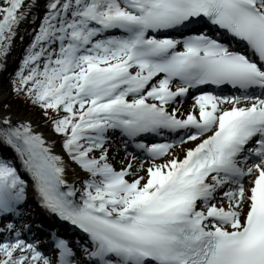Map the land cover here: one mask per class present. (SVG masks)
<instances>
[{
  "label": "snow or ice",
  "instance_id": "1",
  "mask_svg": "<svg viewBox=\"0 0 264 264\" xmlns=\"http://www.w3.org/2000/svg\"><path fill=\"white\" fill-rule=\"evenodd\" d=\"M47 8L14 91L44 110L87 177L70 184L63 158L29 122L0 116V139L43 207L89 243L55 237L48 256L17 231L0 240V264H264V0H49ZM28 15L24 0H0V56ZM209 85L240 95L202 90ZM190 89L199 94L182 112ZM109 130L161 142L136 144L146 168L117 170ZM26 188L0 160V217L19 214Z\"/></svg>",
  "mask_w": 264,
  "mask_h": 264
},
{
  "label": "trees",
  "instance_id": "2",
  "mask_svg": "<svg viewBox=\"0 0 264 264\" xmlns=\"http://www.w3.org/2000/svg\"><path fill=\"white\" fill-rule=\"evenodd\" d=\"M48 3L49 0H40L37 13L32 14L28 20L27 26L21 29L20 37H22V42L25 43V45L21 51L20 58L16 61V66L11 68L6 73V89H8V95L5 97V99L1 102L0 105L1 108L5 111L21 114L25 117L33 116L35 118H38V122H40V124L46 123L48 126V130H51L54 135H57V137L63 138L62 134H58L54 131L51 122L49 121L48 117L44 114V110L39 106L31 103L27 96H25L23 93L17 94L16 91H14L13 83V81L16 79V73L21 66V62L23 61L26 55V49H28L29 40L32 35V32H34V28H36L37 23L43 19V16L48 11ZM49 114L51 115V111L49 112Z\"/></svg>",
  "mask_w": 264,
  "mask_h": 264
},
{
  "label": "rangeland",
  "instance_id": "3",
  "mask_svg": "<svg viewBox=\"0 0 264 264\" xmlns=\"http://www.w3.org/2000/svg\"><path fill=\"white\" fill-rule=\"evenodd\" d=\"M36 2H37V0H35V4H36ZM32 10H34L35 11V5L31 8V10H30V12H29V15L27 16V17H29L30 16V14L32 13ZM33 11V12H34ZM27 19V18H26ZM26 21V20H25ZM25 21H23L22 23L24 24V22ZM21 26H19L18 27V32H19V28H20ZM18 38V37H17ZM17 38H16V40H17ZM18 42V40L16 41V43ZM14 50H12L10 53H9V55H8V58H7V65L6 66H11V61H12V55H10L12 52H13ZM14 53V52H13ZM1 63H3V60H1V58H0V68H3V65H4V63L3 64H1ZM4 72H3V74H1L0 73V92H1V94H0V100H2L5 96H6V94H7V92H6V90H5V88H4ZM26 118H24V120H25ZM26 121H29V123L30 124H33V126H35L36 124H35V122H33V120L31 119V118H27L26 119ZM38 128L39 127H36L35 129H37L38 130ZM40 130L39 131H42V132H45L44 131V128H39ZM45 136H51V135H49V133H46L45 132ZM51 139H52V141H53V147L54 148H60V145L58 144V141L56 140V139H54L52 136H51ZM112 162L113 163H115L116 164V166H117V168H120V166H124V164H125V161L124 160H121L120 158H119V160H118V158H116V159H112ZM75 166V165H74ZM74 168V170L77 172V176H76V178L77 179H81V177H83V176H85V173L82 171V169L79 167V165H77V167L75 166V167H73ZM144 175V174H143ZM131 176H129V178H130ZM131 178H133V177H131ZM83 179V178H82Z\"/></svg>",
  "mask_w": 264,
  "mask_h": 264
},
{
  "label": "bare ground",
  "instance_id": "4",
  "mask_svg": "<svg viewBox=\"0 0 264 264\" xmlns=\"http://www.w3.org/2000/svg\"><path fill=\"white\" fill-rule=\"evenodd\" d=\"M30 6H31V4L28 5V7H27L29 10L31 9ZM15 40H16V36L14 37V39H13V41H12V43H11V45H10L8 51H7V53H6L5 55L1 56L0 58H2V59H4V60H6V59L8 58L7 56H8V54H9V52L13 49V46H14ZM5 63H6V61H5ZM0 72H1V70H0ZM0 94H1V92H0ZM0 116H1V115H0ZM10 119H11L13 125H16V124H19V123H23V121H22L21 119H18V118L10 117ZM33 130L36 131V132H39L40 134H42L40 131H37V130H35V129H33ZM42 136H43V138H44L46 141L50 142V143L53 145V142H52V139H51L50 136H44V135H42ZM0 140H2V139H0ZM2 141H3V140H2ZM3 143H4V144H7V143H5L4 141H3ZM7 145H8V144H7ZM187 146H189V145H185L184 147H187ZM53 151H54L55 154L59 155V152L57 151V149L53 148ZM177 151H179V147L177 148ZM64 164H65V163H64ZM139 165H140V163H139V164H135V163H133V164H132V166H133V170L137 169V168L139 167ZM113 166H114L115 168L117 167L116 165H113ZM120 168H122V166H120ZM145 168H146V167H145ZM65 172H66V176H67V178H68L69 180H72V179L75 178L76 175H77V172L74 170V168L69 167V166L66 165V164H65ZM139 174H140V175H143V174H144V171L141 170ZM131 179H132V178H131ZM246 182H247V180H245V183H246ZM32 192H33V190L31 189V190L29 191V193H32Z\"/></svg>",
  "mask_w": 264,
  "mask_h": 264
}]
</instances>
